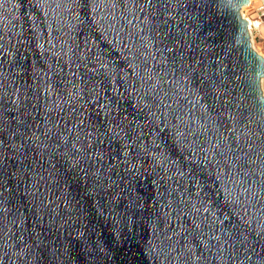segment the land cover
Masks as SVG:
<instances>
[{"label":"water","instance_id":"1","mask_svg":"<svg viewBox=\"0 0 264 264\" xmlns=\"http://www.w3.org/2000/svg\"><path fill=\"white\" fill-rule=\"evenodd\" d=\"M248 4L0 0V264H264Z\"/></svg>","mask_w":264,"mask_h":264},{"label":"built area","instance_id":"2","mask_svg":"<svg viewBox=\"0 0 264 264\" xmlns=\"http://www.w3.org/2000/svg\"><path fill=\"white\" fill-rule=\"evenodd\" d=\"M252 6H253V8H252ZM246 7L250 8V9H253V14L255 15V16H253L254 18H253V23L252 24L248 23L249 21H247V30L249 32V35L252 38V33L254 31L258 30V27H256L254 25V21H258L260 24L262 22H264V0H249V4L246 5ZM241 15L245 19L248 18L247 16H245L244 13H242V11H241ZM263 57H264V55H263Z\"/></svg>","mask_w":264,"mask_h":264},{"label":"rangeland","instance_id":"3","mask_svg":"<svg viewBox=\"0 0 264 264\" xmlns=\"http://www.w3.org/2000/svg\"><path fill=\"white\" fill-rule=\"evenodd\" d=\"M242 10L245 16L252 18L253 13L250 8L246 7L245 5V7ZM251 45L258 54H260L261 56L264 55V30H261V31L257 30L252 33ZM260 87H261L262 94L264 96V78L261 80Z\"/></svg>","mask_w":264,"mask_h":264},{"label":"bare ground","instance_id":"4","mask_svg":"<svg viewBox=\"0 0 264 264\" xmlns=\"http://www.w3.org/2000/svg\"><path fill=\"white\" fill-rule=\"evenodd\" d=\"M245 6H243L241 9H243ZM242 11V13H243V10H241ZM245 17V16H244ZM247 19V21H249L248 23H253V19L252 18H246ZM254 25L256 26V27H258V29L261 31V30H264V28L262 27V25L258 22V21H254ZM250 36V35H249ZM250 40H251V36H250Z\"/></svg>","mask_w":264,"mask_h":264},{"label":"crops","instance_id":"5","mask_svg":"<svg viewBox=\"0 0 264 264\" xmlns=\"http://www.w3.org/2000/svg\"><path fill=\"white\" fill-rule=\"evenodd\" d=\"M252 8H253V6H252ZM251 10H252V13H253V9H251ZM253 16H255V15L252 14V18H253ZM261 25H262V27L264 28V22H262ZM258 30H259V29H258Z\"/></svg>","mask_w":264,"mask_h":264}]
</instances>
